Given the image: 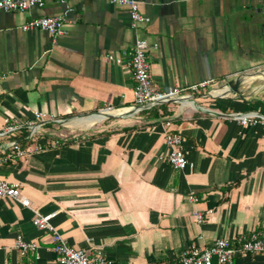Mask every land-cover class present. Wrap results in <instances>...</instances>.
Listing matches in <instances>:
<instances>
[{
  "label": "crops",
  "instance_id": "obj_1",
  "mask_svg": "<svg viewBox=\"0 0 264 264\" xmlns=\"http://www.w3.org/2000/svg\"><path fill=\"white\" fill-rule=\"evenodd\" d=\"M136 1L150 18L139 32L127 6L69 0L68 34L55 40L22 26L66 5L0 11V126L35 112L64 120L35 139L24 130L0 140V158L11 140L25 148L62 143L0 164V179L19 184L31 201L28 208L0 199V264H62L52 235L33 224V209L53 214L69 245L100 250L114 264H170L192 243L209 247L264 226V126L230 117L264 115V0ZM138 36L152 45L158 89L210 82L194 103L134 110L126 53ZM237 79L235 92L228 81ZM167 131L182 134L191 167L168 163ZM191 192L199 203L189 202ZM194 210L205 214L203 223ZM18 235L39 244L38 259L20 254ZM234 263L264 264V254Z\"/></svg>",
  "mask_w": 264,
  "mask_h": 264
},
{
  "label": "built area",
  "instance_id": "obj_2",
  "mask_svg": "<svg viewBox=\"0 0 264 264\" xmlns=\"http://www.w3.org/2000/svg\"><path fill=\"white\" fill-rule=\"evenodd\" d=\"M48 0H0V11L4 12H24L33 8H43ZM62 5H66L64 12L58 16H41L28 21L22 26L23 31L41 30L49 33L53 39L66 36L67 16L70 8L67 6L69 0H54ZM113 4L127 6L130 11L131 28L137 32L143 25L150 22V18L140 11V3L136 0H110ZM157 46L156 44L154 45ZM152 47L146 37L138 36L130 51L126 53L130 57V66L133 72L135 107L137 112L149 111L162 104L179 99L181 101L193 102L201 90H206L210 82H201L188 87L175 86L168 90H160L154 85L150 76L149 50ZM113 59V57H109ZM5 75H0V79H5ZM231 118L237 120L240 125L261 124L264 126V115L258 112L231 114ZM64 120L43 112H35L31 119L6 118L0 126V140L8 139L24 130L29 132V138L35 139L39 132L48 124H60ZM169 124V123H168ZM165 143L168 148L167 161L176 170L182 171L192 166L187 157L184 147V139L180 132L167 131ZM4 156L0 158V164L8 161L21 159L36 155L37 153L57 148L62 145L58 140L51 143H41L35 146L23 147L18 140L8 142ZM13 199L23 206L31 208V201L23 195L19 184L11 183L0 179V199ZM190 203H199V198L195 193L188 195ZM33 224L37 229L49 232L54 242V251L58 260L62 264H114L102 251L88 253L79 250L67 242L64 236L52 224L51 215H43L38 210H34ZM198 224L205 220L202 211L194 210L192 213ZM16 249L22 256L33 254L36 259L39 244L34 241H26L22 235L16 238ZM264 254V226L255 229L249 234L240 235L233 239H218L209 247H200L195 243L183 250L176 261L170 264H235V257L238 255Z\"/></svg>",
  "mask_w": 264,
  "mask_h": 264
},
{
  "label": "water",
  "instance_id": "obj_3",
  "mask_svg": "<svg viewBox=\"0 0 264 264\" xmlns=\"http://www.w3.org/2000/svg\"><path fill=\"white\" fill-rule=\"evenodd\" d=\"M240 83H241L240 79L230 80V81H228V86L231 88V90L238 92V87H239Z\"/></svg>",
  "mask_w": 264,
  "mask_h": 264
},
{
  "label": "bare ground",
  "instance_id": "obj_4",
  "mask_svg": "<svg viewBox=\"0 0 264 264\" xmlns=\"http://www.w3.org/2000/svg\"><path fill=\"white\" fill-rule=\"evenodd\" d=\"M259 75V74H258ZM261 75V74H260Z\"/></svg>",
  "mask_w": 264,
  "mask_h": 264
}]
</instances>
